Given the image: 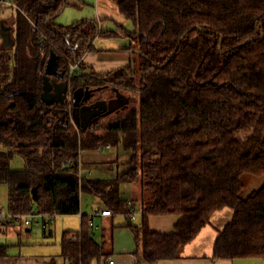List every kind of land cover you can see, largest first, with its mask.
<instances>
[{
    "label": "trees",
    "instance_id": "1",
    "mask_svg": "<svg viewBox=\"0 0 264 264\" xmlns=\"http://www.w3.org/2000/svg\"><path fill=\"white\" fill-rule=\"evenodd\" d=\"M12 1L20 8L13 9L14 45L3 47L0 33V187L8 188V211L77 216L86 193L125 215L144 260L155 264L179 259L216 213L231 209L214 257L264 260V182L242 195L244 175L264 177V0H111L134 27L136 46L123 51L138 55L135 74L132 63L92 73L82 61L90 40L111 33L87 21L57 24L67 0ZM51 52L63 82L131 89L136 106L105 122L99 136L83 132L65 112L55 114L61 106L41 99ZM77 61L79 75L71 68ZM106 145L130 151L133 167L115 179L80 180L81 151ZM16 153L21 171L11 169ZM124 184L139 187L132 203L140 225ZM162 215L178 217L174 232L150 229L149 218ZM81 218L80 241L66 232L61 256L102 264L108 254L89 216Z\"/></svg>",
    "mask_w": 264,
    "mask_h": 264
},
{
    "label": "crops",
    "instance_id": "2",
    "mask_svg": "<svg viewBox=\"0 0 264 264\" xmlns=\"http://www.w3.org/2000/svg\"><path fill=\"white\" fill-rule=\"evenodd\" d=\"M12 10V8H5L2 11L0 30H9V32L13 34L14 13L11 12ZM100 37L102 36L100 35ZM1 42L3 43L2 35ZM123 49H119V51H123ZM90 52L91 51L83 56L82 61L91 69L92 73L103 74L126 68L132 63L131 57L125 55L121 58L111 59L108 54H93ZM103 125L104 124L86 133L99 136L104 132L102 130ZM131 160L132 153L126 151L123 147H112L104 151L100 149L84 150L80 153V170L83 175L87 177L95 179H115L133 167V165L130 164ZM121 192L124 196L128 195L126 198L123 197L127 202H132L134 197L140 194L139 187L133 184H124L121 188ZM95 201L96 207L91 208L90 214L104 207L99 199ZM135 207L137 208L138 205L135 204ZM224 211L222 210L216 213L211 223L201 231L197 238L184 247L179 259L161 260L155 264H264V260L258 258L216 259L214 257V245L219 235V230H221L232 218L228 210ZM81 213L82 203L80 215ZM83 215H81V217ZM119 215L121 214L97 216L94 219V223L98 229L93 237L98 241L97 238L100 236V243H102L103 249L107 242L110 244L109 252L106 253L108 254V259L106 260L104 258L105 260L102 264H108L109 261H114V264H150L144 260L142 248L136 241L133 231L127 226L128 219L126 217L121 218ZM140 216L141 215L137 216L135 220H132L135 225L141 224ZM177 221L178 217L173 215L151 216L149 218L150 229L162 234L174 232ZM25 231L30 232L28 229ZM47 231H49L51 237L55 235L53 227L48 230H43L45 234ZM70 236H68V238ZM51 257L52 254L29 247H19L18 251L15 252H11L8 247H0V264H57V262L52 261ZM66 263L70 264L66 259H63L60 264ZM94 264L98 263L95 262Z\"/></svg>",
    "mask_w": 264,
    "mask_h": 264
},
{
    "label": "rangeland",
    "instance_id": "3",
    "mask_svg": "<svg viewBox=\"0 0 264 264\" xmlns=\"http://www.w3.org/2000/svg\"><path fill=\"white\" fill-rule=\"evenodd\" d=\"M11 12L15 13L13 10ZM55 21L60 26L66 28L72 27L73 25L83 21L95 23L98 25L100 31L110 32L111 36H108L107 38L106 36L97 37L93 43L92 51L90 53L108 54L109 58L111 59L121 58L123 55H125L131 57V61L133 60L134 63L135 60L138 59V55H131L132 51H119V49L126 48L131 43H134V45L136 46V43L129 36V32H133L134 27L133 24L119 12L117 5L111 0H67V5L64 7V10L56 18ZM87 53H85L84 55H86ZM136 97L137 96L135 95L134 99H136ZM135 106L136 105L133 102L129 110L133 109ZM114 117L115 116H112L106 119L104 123ZM0 150H3L2 146H0ZM11 169L14 171H21L24 169V160L17 153L14 154L11 160ZM243 182L244 189L242 195L244 197H247L252 191L261 187L264 182V177H257L246 174L243 176ZM7 195V186H1L0 208L5 209L6 211H8ZM123 197L126 198L128 197V195H123ZM138 197L139 195L135 196L134 199L137 200ZM94 198L95 197L87 195L86 193H82L80 195L82 203L81 215L87 214L88 216H90L91 208L96 207L95 200H97V198ZM224 210H228L232 216L233 212L231 209ZM32 212L37 215L35 217H32L33 224L29 228L15 227L0 231V247H8L11 252L18 251L19 247H29L35 250H42L49 254H52V261L60 264L64 259L61 256V243L63 241V236L65 232H69V234L72 235L80 230L82 223L81 215L56 216L52 218L53 225L51 226V228H54L55 235L51 237L49 235V231H47L46 234L43 232V229L41 227L43 217L41 215H38L35 210H32ZM119 217L125 218V216L123 215H119ZM26 229H28L30 232H26ZM100 239V236H98V242L101 241ZM109 247L110 244L107 242L103 249L104 254L109 252Z\"/></svg>",
    "mask_w": 264,
    "mask_h": 264
},
{
    "label": "water",
    "instance_id": "4",
    "mask_svg": "<svg viewBox=\"0 0 264 264\" xmlns=\"http://www.w3.org/2000/svg\"><path fill=\"white\" fill-rule=\"evenodd\" d=\"M261 25L258 26V31L260 30ZM1 35L3 36V47H12L14 45L13 34L9 32V30L3 29L0 30ZM252 40H247L244 44L250 43ZM92 39L90 43H92ZM139 53V51H135ZM131 55H134V51H132ZM133 59V57H132ZM57 60L58 56L51 52V57L49 59L47 68H46V77L44 78V88L41 99L48 106H64L66 107L70 104L71 100L74 101L72 119L76 126H80L83 132H86L89 128H91L94 123L100 121L102 118L106 117L108 114L115 112L119 107H128L130 103V99L128 96H124L119 94L116 96V107L110 109L108 112L106 111V107L108 102L105 100L97 101L92 103L95 92L89 88H77L71 89L70 83H65L64 77L62 74L57 72ZM133 65V73L135 74V63L132 60ZM114 91H118L117 88ZM71 94V100H69L68 95ZM123 99V100H120ZM55 114H60V110H55ZM64 117H61L63 120ZM81 123V125H80Z\"/></svg>",
    "mask_w": 264,
    "mask_h": 264
},
{
    "label": "built area",
    "instance_id": "5",
    "mask_svg": "<svg viewBox=\"0 0 264 264\" xmlns=\"http://www.w3.org/2000/svg\"><path fill=\"white\" fill-rule=\"evenodd\" d=\"M6 7V8H12L15 10H19L20 8L12 1V0H0V8ZM80 61L75 62L73 65H71L72 72L76 75H79L78 73V67L80 65ZM71 85V84H70ZM69 100H71V94L68 96ZM111 145H106L102 148H100L101 151L111 149ZM69 164H72V161H69ZM83 176L82 171L80 170L79 178L81 180V177ZM128 210L131 212V219L135 220L137 216L141 215L140 211L134 206V204L129 201L127 205ZM37 214L30 212V213H14L10 211H6L3 208H0V231L8 230L10 228L15 227H23V228H29L32 226V217H35ZM40 215V214H38ZM114 215L110 209L107 207H103L100 210L93 211L89 218H90V227L92 228V234L94 235L97 231V226L94 223V219L97 216H112ZM43 217V222L41 224V227L43 230H48L53 225V216L50 215H41ZM68 240L70 242H79L80 241V234L75 233L72 234ZM109 264H114V261H109Z\"/></svg>",
    "mask_w": 264,
    "mask_h": 264
},
{
    "label": "flooded vegetation",
    "instance_id": "6",
    "mask_svg": "<svg viewBox=\"0 0 264 264\" xmlns=\"http://www.w3.org/2000/svg\"><path fill=\"white\" fill-rule=\"evenodd\" d=\"M99 81H97L94 84H88V86H81L83 88H89L91 90H94L95 92V97L92 101V103L97 102V101H102L105 100L108 102V105L106 107V111L104 110L103 112H108L110 109H113L116 107L117 103H116V96L119 94H122L124 96H128V98L130 99V103L128 105V107L124 108V107H119L115 112L108 114L106 117L102 118L100 121L94 123V125L89 128L86 132L88 131H92L95 130L96 128H99L102 124H104V121H106V119L112 117V116H118L124 112H126L127 110H129V108L131 107V104L134 102V96H133V91L131 89H127V88H122V87H116L113 85H108L105 83H98ZM80 88V87H78ZM117 88L118 91H114V89ZM77 89V87L71 85V89ZM69 96V95H68ZM123 100V99H120ZM73 105H74V101L71 100L70 104H68L66 107L61 106V108L59 109L60 112H65L66 117L70 118V120L74 123L71 115L73 112ZM81 125V123H80ZM76 126V125H75ZM81 128L80 126H76Z\"/></svg>",
    "mask_w": 264,
    "mask_h": 264
}]
</instances>
